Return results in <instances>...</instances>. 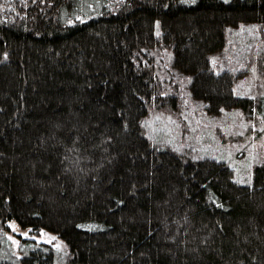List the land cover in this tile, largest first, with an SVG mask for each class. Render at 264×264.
I'll return each mask as SVG.
<instances>
[{"label":"trees","instance_id":"1","mask_svg":"<svg viewBox=\"0 0 264 264\" xmlns=\"http://www.w3.org/2000/svg\"><path fill=\"white\" fill-rule=\"evenodd\" d=\"M255 26L264 0H0V264H264V162L244 173L182 122L188 99L264 124L215 61ZM11 225L68 256L18 258Z\"/></svg>","mask_w":264,"mask_h":264},{"label":"rangeland","instance_id":"2","mask_svg":"<svg viewBox=\"0 0 264 264\" xmlns=\"http://www.w3.org/2000/svg\"><path fill=\"white\" fill-rule=\"evenodd\" d=\"M215 61L219 67L230 68L237 76L236 86L240 95L254 98L264 96V28L255 26L240 29V33L230 39L224 51L215 56ZM188 102L186 99L185 105L189 109L186 108L182 113L185 116L182 122L186 124L183 123V132L202 151L219 153L235 160L236 166L244 173L264 162V124L261 119L255 115L249 117L238 110L210 116L202 107ZM259 107L262 109V104ZM257 111L258 107L255 113ZM236 156L238 159H235ZM5 237L18 258L22 256L25 242L49 245L59 253L61 259L68 256L67 244L57 235L46 231L33 233L11 225L5 231Z\"/></svg>","mask_w":264,"mask_h":264}]
</instances>
